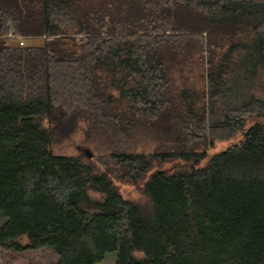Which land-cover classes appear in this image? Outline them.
I'll return each mask as SVG.
<instances>
[{
    "label": "trees",
    "instance_id": "obj_1",
    "mask_svg": "<svg viewBox=\"0 0 264 264\" xmlns=\"http://www.w3.org/2000/svg\"><path fill=\"white\" fill-rule=\"evenodd\" d=\"M0 250L264 264V0H0Z\"/></svg>",
    "mask_w": 264,
    "mask_h": 264
},
{
    "label": "rangeland",
    "instance_id": "obj_2",
    "mask_svg": "<svg viewBox=\"0 0 264 264\" xmlns=\"http://www.w3.org/2000/svg\"><path fill=\"white\" fill-rule=\"evenodd\" d=\"M39 41H40L39 39L27 40L23 38V42L25 43V45L28 42L31 44H37L39 43ZM196 80L199 79L196 78ZM197 85L200 86V83L198 82ZM238 140L239 138H234L227 141L218 142L215 144L214 148L208 150V155L222 152L226 150L228 147L237 143ZM52 150L56 154H65V155H84L83 150H89L92 153V157L99 152L95 142L93 140L85 141L82 133L78 134V136L72 137L69 141L63 144L54 146ZM172 166L173 165H167L166 168L168 169ZM121 190L125 197L137 196V193L133 188L121 187ZM23 242H25V239L23 240ZM11 256H13L14 259L11 260ZM0 257H5V259L11 260L12 262L11 264H29L31 260H36L39 263L46 262L42 260V257H40V253H35L34 255H32L31 253H28L26 255H10L0 250ZM115 260H116L115 254L108 253L105 255L104 259L99 264H114Z\"/></svg>",
    "mask_w": 264,
    "mask_h": 264
},
{
    "label": "built area",
    "instance_id": "obj_3",
    "mask_svg": "<svg viewBox=\"0 0 264 264\" xmlns=\"http://www.w3.org/2000/svg\"><path fill=\"white\" fill-rule=\"evenodd\" d=\"M8 39L17 41L19 46H22L24 44L23 38L15 37L11 33L8 34Z\"/></svg>",
    "mask_w": 264,
    "mask_h": 264
},
{
    "label": "water",
    "instance_id": "obj_4",
    "mask_svg": "<svg viewBox=\"0 0 264 264\" xmlns=\"http://www.w3.org/2000/svg\"><path fill=\"white\" fill-rule=\"evenodd\" d=\"M83 153L86 158L90 159L92 157V153L89 150H83Z\"/></svg>",
    "mask_w": 264,
    "mask_h": 264
}]
</instances>
